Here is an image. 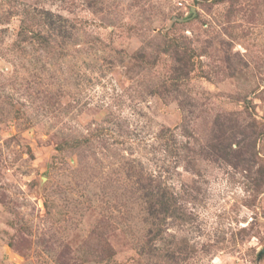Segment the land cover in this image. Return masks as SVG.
I'll return each mask as SVG.
<instances>
[{"label":"rangeland","instance_id":"obj_1","mask_svg":"<svg viewBox=\"0 0 264 264\" xmlns=\"http://www.w3.org/2000/svg\"><path fill=\"white\" fill-rule=\"evenodd\" d=\"M0 264H264V0H0Z\"/></svg>","mask_w":264,"mask_h":264},{"label":"trees","instance_id":"obj_2","mask_svg":"<svg viewBox=\"0 0 264 264\" xmlns=\"http://www.w3.org/2000/svg\"><path fill=\"white\" fill-rule=\"evenodd\" d=\"M149 187H150L149 185H145V186H143L141 191L142 192H148ZM147 197H148V194H147ZM147 197H145V198L147 199ZM161 199H162L161 196L160 197L157 196L156 198H154V200H149L148 199L145 202V204H146L145 211L147 212V216L157 218L158 215H160L163 212V206H162ZM156 205H158V209H155Z\"/></svg>","mask_w":264,"mask_h":264}]
</instances>
